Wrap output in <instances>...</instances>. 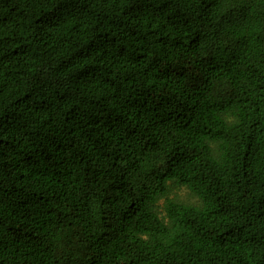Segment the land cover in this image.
I'll use <instances>...</instances> for the list:
<instances>
[{
  "label": "trees",
  "instance_id": "16d2710c",
  "mask_svg": "<svg viewBox=\"0 0 264 264\" xmlns=\"http://www.w3.org/2000/svg\"><path fill=\"white\" fill-rule=\"evenodd\" d=\"M0 264H264V0H0Z\"/></svg>",
  "mask_w": 264,
  "mask_h": 264
},
{
  "label": "rangeland",
  "instance_id": "374dc122",
  "mask_svg": "<svg viewBox=\"0 0 264 264\" xmlns=\"http://www.w3.org/2000/svg\"><path fill=\"white\" fill-rule=\"evenodd\" d=\"M170 199L175 200L180 203H184L192 206H199V201L185 188V187H175L170 186L168 189V195ZM163 200L159 202L157 211L159 216L162 218L164 216L162 209Z\"/></svg>",
  "mask_w": 264,
  "mask_h": 264
}]
</instances>
